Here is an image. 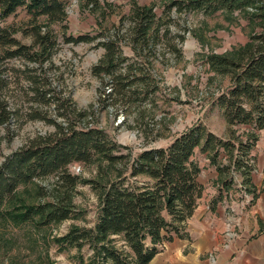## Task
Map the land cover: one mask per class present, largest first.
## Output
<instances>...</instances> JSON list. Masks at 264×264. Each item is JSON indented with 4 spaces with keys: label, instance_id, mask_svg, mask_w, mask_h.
I'll return each mask as SVG.
<instances>
[{
    "label": "trees",
    "instance_id": "obj_1",
    "mask_svg": "<svg viewBox=\"0 0 264 264\" xmlns=\"http://www.w3.org/2000/svg\"><path fill=\"white\" fill-rule=\"evenodd\" d=\"M69 1L0 0V19L25 8L32 17L31 23L37 25L24 31L34 38L31 46L15 37L14 28H0V128L7 127L10 135L14 120L24 117L15 107L16 72L9 67L14 59L22 60L25 66L20 71L28 80V89L22 85L25 94L32 93L33 99L46 105L58 104L51 110L53 115L37 110L26 114L29 120H43L53 125L55 132L30 139L0 165V218L48 227L78 217L80 212L73 200L80 178L70 167L103 163L113 177L105 185L85 181L100 191L95 227L72 228L57 238L56 243L62 248L80 249L90 244L95 250L92 264H150L167 243L188 238L187 222L205 191L199 181L201 168L195 159L198 151L207 153L216 168L222 184L219 196L223 192L229 195L233 189L235 171L243 178L242 186L253 193V200L257 197L256 191L247 187L251 184L255 163V157L249 161V155L264 130V0H166L163 15L168 20L159 16L153 6L135 4L129 18L124 19L131 23L129 29L122 32L116 28L115 35L109 34L98 43L105 49V55L93 73L109 81L107 88L111 91L105 97L112 98L113 104L123 103L126 108L146 102L157 90L151 73L152 61L159 58L158 45L163 40L172 47L169 41L172 12L205 15L246 12V17L262 28L261 33H253L250 42L231 56L212 54L207 58L213 70L231 78L232 85L218 95L215 103L230 128L247 126L246 140L239 143L223 140L202 124H196L167 147L144 149L138 155L117 143L103 129L82 124L90 113L73 108L72 100L64 97L51 80V68L46 64L51 63L58 51L59 39L48 25L66 21ZM40 19H45L46 24L38 25ZM94 40L96 37L91 35L64 37L66 43L72 44ZM125 48L133 52L132 63L124 54ZM128 61L130 64L126 65ZM69 110L71 115H67ZM50 178L54 179L50 190L36 185L37 203L14 205L19 187ZM11 203L12 210H4ZM117 238L121 246L115 244Z\"/></svg>",
    "mask_w": 264,
    "mask_h": 264
},
{
    "label": "rangeland",
    "instance_id": "obj_2",
    "mask_svg": "<svg viewBox=\"0 0 264 264\" xmlns=\"http://www.w3.org/2000/svg\"><path fill=\"white\" fill-rule=\"evenodd\" d=\"M165 1L70 0L66 9V21L48 25L59 39L58 51L53 55L51 63L46 64L51 68V80L63 92L64 97L72 100L75 104L73 108L90 113L82 124L88 123V126L103 129L117 143L129 147L135 155L144 149L167 147L177 136L196 124H202L220 139L235 143L245 141L249 131L247 126L230 128L223 112L215 103L218 95L232 85L231 78L213 70L207 58L212 54L231 56L234 51L250 42L253 33L262 32V28L254 20L250 21L246 17V12H218L214 15L172 12L169 39L172 47L163 40L158 45L159 58L152 61L151 73L157 87L155 93L142 104L126 107L127 111L123 103L113 104L112 98L105 97L111 91L107 88L109 79L107 77L108 82H105L93 73V68L105 55V49L98 46V43L104 41L109 34L115 35L116 28H121L122 32L129 29L131 23L126 20L135 4L153 6L159 16L168 20L167 15H163ZM31 19L27 10L21 8L10 17L0 19V28H14L15 37L22 44L31 46L34 41L32 34L24 33L37 26L36 23H31ZM46 22L45 19H40L38 25L43 26ZM66 35H91L96 40L72 44L64 41ZM174 48L177 51L171 50ZM124 54L132 63V50L125 48ZM9 67L16 72L15 85L13 84L17 95L15 107L20 109L24 117L14 120L10 135L7 127L0 128V165L30 139L55 132L53 125L43 120H29L26 114L37 110L53 115L51 110L58 105L57 102L46 105L33 99L32 93L25 94L22 85L28 89V80L20 72L25 69L22 60L10 61ZM71 114L72 111L69 110L67 115ZM254 150L249 155V161L250 157L253 159L255 156ZM195 159L202 169L200 182L204 185L206 194V190L215 182L204 172L205 165H211L210 157L207 153L198 151ZM70 171L80 178L73 200L77 212H80L79 216L48 227H36L32 223L18 224L9 217L0 218V264H92L95 250L90 244H85L82 249L62 248L57 245L56 239L65 236L72 228L95 227L100 191L93 187L94 184L85 181L105 185L113 174L103 163L89 166L74 164ZM232 175L233 189L238 190L240 195H245L243 178L235 171ZM53 183L54 179L50 178L35 185L19 187L18 200L14 205L37 203L36 185L40 184L50 190ZM12 208V203L4 206V210ZM116 240L119 239H115V244L121 246V242L117 243Z\"/></svg>",
    "mask_w": 264,
    "mask_h": 264
},
{
    "label": "crops",
    "instance_id": "obj_3",
    "mask_svg": "<svg viewBox=\"0 0 264 264\" xmlns=\"http://www.w3.org/2000/svg\"><path fill=\"white\" fill-rule=\"evenodd\" d=\"M254 153L247 188L256 191V199L243 186L245 195L231 189L219 196L216 168L206 164L204 172L215 182L187 222L188 238L167 243L150 264H264V131ZM201 174L202 169L199 181Z\"/></svg>",
    "mask_w": 264,
    "mask_h": 264
}]
</instances>
